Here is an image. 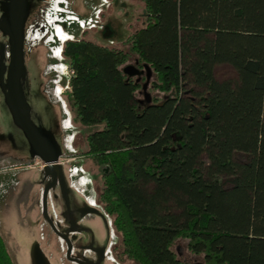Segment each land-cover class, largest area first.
Instances as JSON below:
<instances>
[{"label":"trees","instance_id":"obj_1","mask_svg":"<svg viewBox=\"0 0 264 264\" xmlns=\"http://www.w3.org/2000/svg\"><path fill=\"white\" fill-rule=\"evenodd\" d=\"M128 1L114 8L129 22ZM143 2L146 24L125 47L85 40L65 51L77 118L103 125L88 134L85 154L105 166L101 197L122 233L115 261L185 264L173 244L186 238L208 264H264V0ZM129 61L144 75L125 74ZM219 64L239 81L218 80ZM36 68L40 82L44 66ZM148 68L152 92L163 93L145 92L149 102L138 97ZM28 100L64 153L73 131L63 105L42 94ZM8 129L29 156L11 114ZM0 264H17L1 231Z\"/></svg>","mask_w":264,"mask_h":264},{"label":"rangeland","instance_id":"obj_2","mask_svg":"<svg viewBox=\"0 0 264 264\" xmlns=\"http://www.w3.org/2000/svg\"><path fill=\"white\" fill-rule=\"evenodd\" d=\"M128 2H130L129 9H131L133 18L128 22L127 16L124 17L121 14L120 10L115 11L114 8L115 12L112 16V34L107 38L100 39L103 44L118 48L125 47L123 41L134 31L138 30L146 24V19L143 15V0H129ZM38 33L39 34L37 35V39H40V41L42 42L43 39L41 36V30H39ZM59 47L60 49L58 51L61 50L62 42ZM129 64L135 65V62L129 61L125 64V66ZM69 70L70 69H68L67 72V68H65L64 66L61 68V71H64V73L66 71V74H68L66 75L67 78H69ZM214 75L220 81H239L238 71L229 64L216 65L214 68ZM146 82L144 79L142 80L143 84H145ZM62 87L65 93L61 97H52L51 100L55 103H61L63 105L66 113L68 114V119L64 125L71 128L73 131L72 135L66 138L64 142V157L62 159L65 163H63V166H65L64 169L66 170L67 177L71 179L72 189L74 191L82 193L83 198L85 197L84 202L86 203L87 197L93 195L96 197L97 203L102 206L106 211L105 213L108 214V217L106 216V218L109 221V230L111 233L109 239L113 242H111L109 244V247H107L108 252H106V258L107 263L111 261H114L116 263L114 245L115 243H121L122 233L113 223V216L101 197V192L103 189V168H105V166L97 164V162L91 156L85 154L88 150V134L92 131L101 129L103 125H86L81 123V121H79L76 116V109L73 106L71 88L67 84H62ZM150 89L151 85H148L146 91H144V94L142 89H140L138 97L143 99L145 92H151L152 95L156 94L158 96H163L162 92H152V89L151 91H149ZM8 130V118H6L0 106V170L12 165L19 167L20 165L25 163V159H22L23 157L19 156V152L13 151V148L10 147L9 144H13V142L10 136L6 134ZM28 162H32V160ZM75 166H78L80 171L76 175L77 177H74L75 180L73 181V169ZM21 169L22 168H18L16 170L6 172L15 174ZM6 172L1 171V173ZM218 177L220 179L226 178V176L223 175H219ZM45 186V184L38 185L35 180L31 178H27L23 188H20L21 186H12L9 195L10 202H2L1 204L4 206L2 210H7L10 214L9 218L7 217L6 220L2 216V213L0 214V231L8 245V249L10 250L17 264H20L19 255L23 247V244L18 240L17 237V232L19 230L22 231V233L25 235L31 234V236L40 243L42 249L44 250L51 263L78 264L77 262L68 259L66 242L52 230L44 216L43 191ZM85 188L87 189V192L86 190H84ZM56 190H58L57 186L53 187L49 195L50 215L56 222H62L57 217V214L54 213V193ZM86 215H90V217H92L91 215H93V213L89 212ZM110 221L112 222V224H110ZM90 238L91 235L86 234L83 238V241L88 244L90 243ZM92 243L94 242L92 241ZM188 244L189 240L186 238H178L174 242L173 249L177 253L178 257L185 264H208L205 261L204 255H197L191 252ZM73 256L86 262L95 263L96 261L95 254L91 250L86 249V247L82 250H79L77 247H75ZM119 263L136 264L132 260L127 259L125 256L124 260H121Z\"/></svg>","mask_w":264,"mask_h":264},{"label":"flooded vegetation","instance_id":"obj_3","mask_svg":"<svg viewBox=\"0 0 264 264\" xmlns=\"http://www.w3.org/2000/svg\"><path fill=\"white\" fill-rule=\"evenodd\" d=\"M25 1L29 6V12L24 26V60L26 72L22 78L26 97L27 99L35 98L41 94L50 99L52 97H61L65 91L63 90L62 92L57 87L62 86L63 81L67 79L66 75H68L66 72L64 73V71H61V68L64 66L67 68L68 72V69H71L72 64L71 61H66V48L72 43H79L85 40L102 43L100 39L110 36L112 34L111 30L112 16L114 13V0ZM14 2L15 0H0V23H4V14L11 8ZM60 4H62V6ZM121 14H123V11H121ZM57 27H60L62 32L69 35V37L72 36V38L62 42L61 36L57 32ZM38 30H41L42 32V39L44 42L37 39V35L39 34ZM5 38H7V43L4 42ZM61 42L62 50L58 51L57 49H60L59 46ZM0 43L6 45L5 62L8 61L9 63V37L5 35L1 29ZM40 63L43 64L44 70L40 74V77H38L40 79L39 82L38 79H35V69H37L36 66ZM0 106L6 118L9 120L11 112L6 103L4 94L3 97H0ZM10 138L13 141V144L19 147L17 150L24 154L21 157L33 158L31 155H25L26 152L23 153V147L17 144L14 134L10 133ZM61 198L64 201V210L61 214L62 222H56L53 217H51L56 225L65 229V232L63 233L67 234L71 238L74 244L73 251L75 249V244L79 250L86 247V249L91 250L95 254V264H106V252H108L106 247L107 238H105V240L101 242V245H99L96 233H94V231L90 232L91 230L88 227L89 220H87V218L90 215H86L89 213L87 212L89 207L97 208L101 214L93 213L91 216L103 219V222L107 226V234H110L109 221L106 218L105 209L97 203V199L94 201L87 200L88 202L86 203L81 201V197L78 195V192H75L72 188H64ZM86 234L91 235L89 241L90 243L88 244L85 242L83 243V238ZM92 241L94 243H92ZM80 244H82V246H80ZM101 248L105 249V257L102 260L100 258L101 255L96 251V249Z\"/></svg>","mask_w":264,"mask_h":264},{"label":"water","instance_id":"obj_4","mask_svg":"<svg viewBox=\"0 0 264 264\" xmlns=\"http://www.w3.org/2000/svg\"><path fill=\"white\" fill-rule=\"evenodd\" d=\"M29 6L25 0H15L11 8L4 14V23H0V29L9 37V63L5 62L6 45L0 43V87L5 96L6 103L11 112L14 122L21 128L23 134L30 145V155L41 159L45 164V179L50 178L43 191V211L46 220L52 230L61 237L67 244V257L78 264H95L86 262L73 256L74 244L71 238L61 232L49 212V195L53 187L59 182H63L64 170L61 163L63 148L57 142L52 131L36 124L31 117V105L26 97L22 78L26 72L24 60V26L28 16ZM5 69L6 72H5ZM125 74L130 77H141L144 70H140L136 65L129 64L123 68ZM151 80V72L148 68L147 82L144 90L147 89ZM146 100L151 101L148 93ZM87 212L101 214L97 208L89 207ZM101 255V260L105 257V249H96ZM32 264H52L42 249L40 243L35 241L31 247Z\"/></svg>","mask_w":264,"mask_h":264},{"label":"crops","instance_id":"obj_5","mask_svg":"<svg viewBox=\"0 0 264 264\" xmlns=\"http://www.w3.org/2000/svg\"><path fill=\"white\" fill-rule=\"evenodd\" d=\"M8 135L10 136V132ZM9 145L10 147L13 148V151H16V152L18 151L15 144L11 143ZM19 154H20L19 156H23L21 152H19ZM22 159H25V163L32 160L31 158H22ZM64 167L65 166H63V170H64L63 182L61 183L59 182L56 185L58 190H56L54 193V209H55L54 213L57 214V217L60 220H61V214L64 210V201L61 198V194L64 191V188H72L71 179L67 177L66 170L64 169ZM78 170H79V167L75 166L73 169L74 176L72 178L77 177L76 175L78 174L77 172ZM27 178H31L35 180V182L38 185L40 184L46 185L50 180V178L45 179L44 172L37 168L35 169V168L22 167V169L20 171H17L15 174H10V172L0 173V214L2 213V216L4 217L5 220L7 219V217L9 218L10 213L7 210H2L4 208V206L1 205L2 202H7V201L10 202L9 195H10L11 187L21 186L20 188H23L24 184L26 183ZM75 178L73 179V181L75 180ZM84 190H86L87 192L86 188ZM82 192H83V189H82ZM81 194H82L81 192H78V195L81 197V201H84L83 195ZM87 200L94 201L96 200V197L93 195H90L89 197H87ZM87 220H89L88 227L91 230L90 232L94 231V233H96L97 242L99 243V245H101V242L104 241L105 238H109L111 234V233L107 234L108 231L106 229L107 227L106 224L103 222V219H100V217H96V216L94 217L89 216ZM17 237H18V240L23 244V247L19 255L20 264H32L31 244L34 243L36 240L31 236V234L25 235L20 230L17 232ZM111 262H108L106 264L114 263V262L113 263ZM52 264H58V263H52ZM115 264H120V263H115Z\"/></svg>","mask_w":264,"mask_h":264},{"label":"built area","instance_id":"obj_6","mask_svg":"<svg viewBox=\"0 0 264 264\" xmlns=\"http://www.w3.org/2000/svg\"><path fill=\"white\" fill-rule=\"evenodd\" d=\"M70 38H72V36H70ZM74 73V71L72 69L69 70V75H72ZM60 91H63V89H61ZM61 163H65L64 160H61ZM44 166L45 164L41 161V159L39 158H35L32 162H26L22 165H20L19 167L18 166H8V167H5L4 169L0 170V173L1 171L3 172H6V171H11V170H16L18 168H22V167H27V168H37L39 170H43L44 169ZM80 169L77 171L79 172ZM106 216L108 217V214L105 213ZM110 224H112V222L110 221Z\"/></svg>","mask_w":264,"mask_h":264},{"label":"bare ground","instance_id":"obj_7","mask_svg":"<svg viewBox=\"0 0 264 264\" xmlns=\"http://www.w3.org/2000/svg\"><path fill=\"white\" fill-rule=\"evenodd\" d=\"M64 1H66V0H64ZM61 6H62V4H60ZM59 5V6H60ZM50 6V5H49ZM63 6H64V4H63ZM69 9V8H68ZM62 13V12H61ZM67 14V13H66ZM63 15V14H62ZM72 16V15H71ZM96 16V15H95ZM52 19V18H51ZM56 20H57V18H56ZM86 21V20H85ZM40 22V21H39ZM46 22V21H45ZM49 22V21H48ZM59 23V22H58ZM62 24V23H61ZM67 24V23H66ZM84 24V23H83ZM45 25V24H44ZM36 27H37V25H36ZM56 27V26H55ZM75 27V26H74ZM73 27V28H74ZM49 28V27H48ZM68 29V28H67ZM50 30V29H49ZM39 31V30H38ZM57 32L59 33V35L61 36V41L62 42H65V41H67L70 37H69V35H67V34H65L64 32H62V29L60 28V27H57ZM37 34V33H36ZM42 36V35H41ZM56 39V38H55ZM58 39V38H57ZM69 42V41H68ZM56 46V45H55ZM57 50H59V48L57 49ZM62 50V49H61ZM55 51V50H54ZM56 53V52H55ZM59 72V71H58ZM66 72V71H65ZM57 77H59V76H57ZM66 79V78H65ZM67 82V81H66ZM57 83V82H56ZM56 88V87H55ZM59 90H61V89H63V87L62 86H58L57 87ZM55 90V89H54ZM63 92V91H62ZM2 151H4V150H2ZM15 241V240H14ZM8 246V245H7ZM16 246H17V244H16ZM50 249V248H49Z\"/></svg>","mask_w":264,"mask_h":264}]
</instances>
